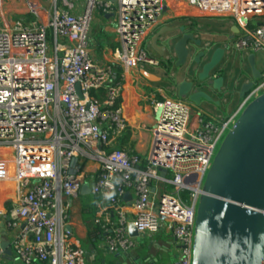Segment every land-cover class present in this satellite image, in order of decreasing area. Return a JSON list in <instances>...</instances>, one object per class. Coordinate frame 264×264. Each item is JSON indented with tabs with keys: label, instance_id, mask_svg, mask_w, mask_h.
Returning <instances> with one entry per match:
<instances>
[{
	"label": "built area",
	"instance_id": "built-area-1",
	"mask_svg": "<svg viewBox=\"0 0 264 264\" xmlns=\"http://www.w3.org/2000/svg\"><path fill=\"white\" fill-rule=\"evenodd\" d=\"M98 14L116 24L121 48L111 64L92 56ZM197 17L232 21L239 29L233 49L244 60L264 51V0H0V183L12 182L17 191L0 213V264L8 260L5 239L20 264H88L72 230L73 200L87 177L78 160L97 164L88 178L104 205L95 223L110 253L137 248L133 225L139 237L170 234L178 264H193L198 204L215 150L242 110L264 94V78L222 120L184 99L154 98L149 152L114 145L128 129L126 79H116L117 64L125 73L158 68L145 43L173 21Z\"/></svg>",
	"mask_w": 264,
	"mask_h": 264
},
{
	"label": "water",
	"instance_id": "water-1",
	"mask_svg": "<svg viewBox=\"0 0 264 264\" xmlns=\"http://www.w3.org/2000/svg\"><path fill=\"white\" fill-rule=\"evenodd\" d=\"M231 33L230 44L218 47L201 46L184 26H165L154 34L151 49L155 59L178 74L189 66L185 74L190 79L176 89L180 99L197 108L212 105L224 87L235 91L237 85L221 71L226 56L234 50L238 27L234 25ZM247 64L252 80L243 84L239 100L252 90L255 81L264 78L255 54L248 57ZM141 73L151 82L163 81L154 72ZM77 89L82 95L80 85ZM130 235L139 237L133 225ZM2 248L12 256L6 239ZM193 264H264V94L236 122L208 176L197 214Z\"/></svg>",
	"mask_w": 264,
	"mask_h": 264
},
{
	"label": "crops",
	"instance_id": "crops-1",
	"mask_svg": "<svg viewBox=\"0 0 264 264\" xmlns=\"http://www.w3.org/2000/svg\"><path fill=\"white\" fill-rule=\"evenodd\" d=\"M76 13H81L82 9L75 10ZM31 16H28V18ZM93 25V43L91 46V52L94 60L101 64H111L113 62V52L115 51L116 38L112 39V35L115 34L116 25L111 21V17H103L97 15ZM186 22H180V20L173 21L168 26L177 27L185 26L189 27L190 24L196 31L200 32L201 22L208 21L209 23H221L222 31L216 34L215 39L207 41L206 45L223 46L224 42L230 44V38L232 37L231 29L233 27L232 21L216 18H183ZM212 25V24H208ZM207 26V25H206ZM208 28V27H207ZM210 31L211 29L208 28ZM212 32V31H211ZM223 38V39H222ZM110 39V44L107 40ZM113 43V44H112ZM115 46V48L113 47ZM114 48L113 50H110ZM238 50H233L226 56L225 62L221 66L222 69L228 72L229 76H233L236 72V65L240 64L241 70L244 72L247 70V63ZM151 68V67H150ZM142 70H147L144 66L140 71L133 70L125 73L123 67L117 64L116 79L125 81V91L122 98V107L124 116L128 123V129L126 133L118 139L114 148L125 150L129 153L140 154L145 156L153 141L152 131L156 127L157 117L154 113L151 101L152 99H162L166 96V92H172L174 97H178L177 91L173 92L174 87L186 80V72L183 71L182 77L176 76V81L173 76L174 70H171L169 80L159 74L164 72L158 68H153L151 72L156 73L163 78L161 83L151 82L147 80L141 73ZM150 71V70H147ZM178 75V70H176ZM176 83H174V81ZM160 85H162L161 88ZM100 99H103L105 92L96 94ZM179 98V97H178ZM228 118V117H227ZM227 118H216L218 120ZM5 153L0 151V156ZM79 168L86 174L84 184L80 194L73 200V210L71 212L72 218V230L76 239L81 243L87 254L88 264H178L179 261V248L174 238L165 232H160L156 235L148 236L141 242L137 243V248L125 254H112L108 251L104 242V232L96 225L95 220L104 211V205L100 203V198L92 193V183L88 176L90 172L95 171L97 164L92 161L78 160ZM12 185H7V184ZM0 186V213H4L7 209L11 208L14 201H16L17 191L16 185L10 182H2ZM4 198L8 197L5 201ZM131 201V200H130ZM15 262L11 256H8L7 264Z\"/></svg>",
	"mask_w": 264,
	"mask_h": 264
},
{
	"label": "rangeland",
	"instance_id": "rangeland-1",
	"mask_svg": "<svg viewBox=\"0 0 264 264\" xmlns=\"http://www.w3.org/2000/svg\"><path fill=\"white\" fill-rule=\"evenodd\" d=\"M82 3L84 2V0H80ZM45 5H47L48 7H49V5H48V1H45ZM47 6H45V7H47ZM59 6L62 8L63 7V5H62V3L61 2H59ZM22 8H23V10H21L23 13H26V7L24 6V5H22ZM193 14H196V12H194ZM13 17V16H12ZM97 18V17H96ZM183 18H180L179 20H180V22L179 23H181V22H186L185 20H182ZM216 19H218V18H216ZM227 21H228V19H227ZM208 24H212V25H208ZM94 25V24H93ZM116 25V24H115ZM207 25V26H206ZM221 23H212V22H208V21H205V22H201V28L199 29L200 30V32L199 31H196V30H193V32H194V34L199 38V43H202V45L201 46H204V43H206L207 41H209V40H214L215 39V35L216 34H219V32H220V30L222 31V28H221ZM210 28L211 29V31L208 29V28ZM253 27H255V26H253ZM215 36V37H214ZM114 38H116V35H112V39H114ZM223 39V38H222ZM113 41V40H112ZM111 41V42H112ZM110 42V39H108L107 40V43L108 44H110L111 43ZM113 44V43H112ZM113 47L115 48V46L113 45ZM116 47H119V48H121V45L119 46V45H116ZM49 48H50V54H52L53 52H52V49H53V43H52V41L50 40L49 41ZM114 48H111L110 50H113ZM144 50L147 52V54H148V56L149 57H151V58H155V56L153 55V53H152V49H151V38L145 43V46H144ZM255 56H256V59H257V68L261 71V72H263L264 73V51H259V52H257L256 54H255ZM245 62L247 63V61L245 60ZM244 62V63H245ZM147 67V70H150V72L151 71H153V70H151V69H153V68H150V66H146ZM189 67V66H188ZM188 67H185V68H183V70H181L180 71V74H178V75H176V70L174 69V74H173V76H174V78H175V81H176V76L178 77V78H181L182 77V73H183V71H186V69L188 68ZM240 67V66H239ZM247 72H248V75H250V73H251V71H250V68H249V66H248V64H247ZM159 74H163V76L165 77V78H167L168 80H169V77L170 76H168L167 75V73H163V72H159ZM174 81V80H173ZM174 81V83H176ZM159 86L161 87L162 85H160L159 84ZM162 88V87H161ZM163 89V88H162ZM176 90H173V92H175ZM166 94V96L167 97H173V98H175V99H179L177 96L176 97H174V96H170V95H172V92H166L165 93ZM183 100V99H182ZM255 100H253V101H251L243 110H242V112H241V114H240V116L237 118V121L242 117V115L246 112V110L248 109V107L254 102ZM242 102V100H238L237 102H236V104H235V106H234V110H236L238 107H239V105H240V103ZM198 109V108H197ZM229 118V117H228ZM233 128V127H232ZM232 128L230 129V130H228L227 132H226V134L223 136V138L221 139V141L218 143V145H217V148H216V150H215V153H214V156H213V159H212V167H213V165H214V163H215V160H216V158H217V156H218V154L220 153V150H221V148H222V146L224 145V143H225V141L227 140V138H228V135H229V133H230V131L232 130ZM212 167H211V169H212ZM211 169L209 170V172L207 173V175H206V177H205V181H204V185H206V182H207V179H208V176H209V174H210V172H211ZM170 178V177H169ZM1 185H3V184H0V186ZM7 185H12V184H7ZM13 186V185H12ZM168 189L169 190H171L172 188L169 186L168 187ZM4 195L5 194H3V201H5L8 197L6 196V198H4ZM183 196H186V194H183ZM199 206H200V202H199V204H198V210H199ZM147 238V237H146ZM145 238L144 237H138V238H136V242L137 243H139V242H141L142 240H144ZM9 264H15V262H10Z\"/></svg>",
	"mask_w": 264,
	"mask_h": 264
},
{
	"label": "flooded vegetation",
	"instance_id": "flooded-vegetation-1",
	"mask_svg": "<svg viewBox=\"0 0 264 264\" xmlns=\"http://www.w3.org/2000/svg\"><path fill=\"white\" fill-rule=\"evenodd\" d=\"M191 28H193V27L190 24V26L187 29L189 32L194 33L193 30H195V29H191ZM196 38H198V37L196 36ZM222 45L228 46L229 44L227 42H224ZM204 46L212 47L213 45L212 44L211 45L210 44L209 45L204 44ZM197 50H198L197 54H199L201 52V49L198 48ZM158 60L160 61L158 69L164 70V72L167 73L168 76H170L171 75V69H172L171 67H169L170 65H166V64L162 63L163 61L160 59H158ZM224 62H225V60H224ZM239 66H240V64L236 65V72L233 76H229L228 72L221 68V71L224 74H226V76L229 79L233 80L234 84L237 85V88L235 89V91H231L228 87H226V88L224 87L223 91L216 94V96L214 97L215 101L212 105L209 104V105L197 107L199 110L206 113V115L208 117H211V118H218V117L227 118V117L232 116L235 112H237V109L234 110V106H235L236 102L239 100V95H240V92L242 90L243 84L252 80L251 73H250V75H248V72H246V71L244 72V70L242 71ZM187 78L190 79V76L187 75ZM176 89H177V87L175 86L174 90H176ZM186 101H188V100H186Z\"/></svg>",
	"mask_w": 264,
	"mask_h": 264
},
{
	"label": "bare ground",
	"instance_id": "bare-ground-1",
	"mask_svg": "<svg viewBox=\"0 0 264 264\" xmlns=\"http://www.w3.org/2000/svg\"><path fill=\"white\" fill-rule=\"evenodd\" d=\"M10 183H12V182H10Z\"/></svg>",
	"mask_w": 264,
	"mask_h": 264
}]
</instances>
